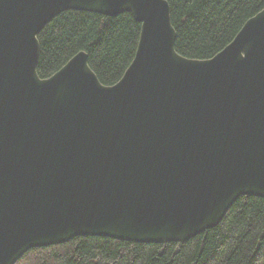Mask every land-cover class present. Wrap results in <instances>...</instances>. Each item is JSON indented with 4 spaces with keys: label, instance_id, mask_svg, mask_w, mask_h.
<instances>
[{
    "label": "water",
    "instance_id": "obj_1",
    "mask_svg": "<svg viewBox=\"0 0 264 264\" xmlns=\"http://www.w3.org/2000/svg\"><path fill=\"white\" fill-rule=\"evenodd\" d=\"M65 10L139 24L116 83L83 51L38 76ZM175 37L166 0H0V264L76 236L183 242L264 198V8L208 59Z\"/></svg>",
    "mask_w": 264,
    "mask_h": 264
},
{
    "label": "trees",
    "instance_id": "obj_2",
    "mask_svg": "<svg viewBox=\"0 0 264 264\" xmlns=\"http://www.w3.org/2000/svg\"><path fill=\"white\" fill-rule=\"evenodd\" d=\"M175 30V51L208 59L225 47L264 0H166ZM139 24L128 12L106 16L65 10L38 33L40 78L79 51L100 83H116L136 49ZM14 264H264V198L242 195L214 226L183 242L138 243L76 236L35 247Z\"/></svg>",
    "mask_w": 264,
    "mask_h": 264
}]
</instances>
